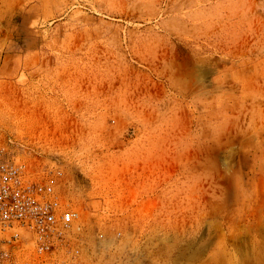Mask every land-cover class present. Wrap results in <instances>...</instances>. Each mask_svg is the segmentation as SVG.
Here are the masks:
<instances>
[{"label":"rangeland","instance_id":"obj_1","mask_svg":"<svg viewBox=\"0 0 264 264\" xmlns=\"http://www.w3.org/2000/svg\"><path fill=\"white\" fill-rule=\"evenodd\" d=\"M0 131L76 213L10 264H264V0H0Z\"/></svg>","mask_w":264,"mask_h":264},{"label":"built area","instance_id":"obj_2","mask_svg":"<svg viewBox=\"0 0 264 264\" xmlns=\"http://www.w3.org/2000/svg\"><path fill=\"white\" fill-rule=\"evenodd\" d=\"M0 131V264H10L21 233L20 228L35 232L44 243L58 227L76 217L72 210L62 211L58 202L49 199L42 185L29 177Z\"/></svg>","mask_w":264,"mask_h":264}]
</instances>
